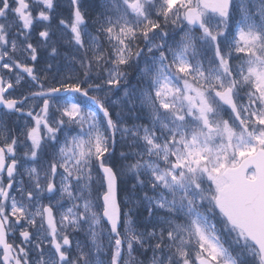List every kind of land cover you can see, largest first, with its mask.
<instances>
[{
  "label": "snow or ice",
  "instance_id": "obj_1",
  "mask_svg": "<svg viewBox=\"0 0 264 264\" xmlns=\"http://www.w3.org/2000/svg\"><path fill=\"white\" fill-rule=\"evenodd\" d=\"M0 264H264V0H0Z\"/></svg>",
  "mask_w": 264,
  "mask_h": 264
}]
</instances>
